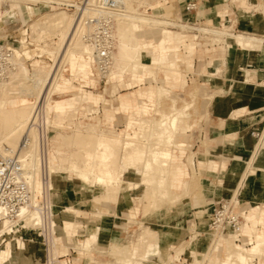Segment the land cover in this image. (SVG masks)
I'll return each mask as SVG.
<instances>
[{
    "label": "rangeland",
    "instance_id": "1",
    "mask_svg": "<svg viewBox=\"0 0 264 264\" xmlns=\"http://www.w3.org/2000/svg\"><path fill=\"white\" fill-rule=\"evenodd\" d=\"M69 1L74 2V0ZM184 1L185 0H129L132 10V13L130 11L129 14L131 16L135 15L140 18L145 17L146 19L160 21L161 23L165 18H176L178 20L181 17V7ZM197 2L198 7L196 13L200 18V23L195 27H201L202 22L204 25L210 26H216L218 24L216 19L210 17L212 9L208 5L211 3V7H214V12L217 13L225 9L230 13H236V11H239L238 7L240 6L236 2L225 4L220 0H197ZM253 4H256L255 6L259 11L264 10L263 0L253 1ZM241 5H243L242 0ZM2 6L3 7L0 8V41L5 38H10L12 41L16 42L21 36L23 26L30 29L29 26L32 23L45 20L46 17L55 15L59 12H64L68 17L72 15L74 18L73 11L50 10L40 6L33 7L23 0H4ZM17 6L20 7L23 14L20 15L18 13V9H16ZM136 29L138 28L136 27ZM231 29V24L226 23L222 26V31L227 30L230 34ZM166 30L185 35V44L194 46L192 54L193 66L191 69H186L183 63V56L186 54L185 46L182 45L176 52H169L167 57V61L174 63L175 69H178L182 75L186 76L187 83L184 88L179 86L171 87V85L164 81L165 77L163 76V72L169 69L166 64L161 63L159 65H153L150 61H142V53L145 51L143 46L145 44H150L159 37L160 32ZM237 35H241V33L238 32L236 33V36ZM37 36L39 37V35ZM232 36L234 38L235 35ZM211 42L209 38H204L203 35L198 36V40L193 41L191 34H187V31L182 32L178 29H171L164 26L163 23L159 25L143 24L138 38V46L140 47L139 61L145 64L147 68L143 70L139 67L130 68V65L125 67L127 63L124 66L121 64V67L119 66L121 69L119 68L117 71L114 69L110 76L111 80L106 84H97L94 82V85L90 84L82 87V89L90 91L92 94L87 92L88 94L86 97L81 99L76 126L71 130H64L63 133L74 134L78 131V133H85V136L86 134L87 136L89 135L88 137H93V135L116 136L123 139L125 142V139L128 138L127 141L131 140V142L135 143L134 145H136L137 148L139 147L144 151L142 160L136 168L135 166L131 168L132 165L130 166V164L128 166V162L126 165V161L124 159L122 161L120 156L122 152L119 151V153L115 155L114 166L116 169L117 167L122 168V173L119 172V179L122 183L119 185L117 184L118 187L114 186V188H107L105 185H98L95 182L82 185V182L75 173L70 171L69 162L71 160L77 164L75 166L78 168L85 163L83 162L85 161L83 156L78 153L79 149L77 145L69 142L68 144H63L60 151L55 152L68 159H65V163L63 161L60 163L59 157L54 159V151L50 150V144L54 141L55 135L63 131L60 130L59 127H61L62 123L65 121L67 117L66 114L68 115V111L74 107V93L81 92L78 88L82 83L78 81H72L75 87L71 86L70 92L65 89L66 85H70V80H68L70 76L68 74L71 73L75 78H82V76L91 75V67H84L82 62H80L79 55H77L78 58L76 60L74 58L75 50L72 46L70 45L71 47H67L66 49L65 44L61 45L62 42L57 36L44 37V39L39 41L32 39V46H29L28 49H30L32 55L35 53L42 54V58L39 59L40 63L34 62L33 60L23 63L28 73L31 74L34 71L41 73L42 71L47 72L48 70L50 77L53 74H56V78L62 75L58 81L59 84L55 81L51 85L53 88L50 87L51 90L49 89L50 92H52V98L54 96V99L60 101L56 106H51V97L49 96L46 100L47 112L51 114L53 125L49 133V146L44 149L40 147L39 149L38 147L34 148L36 152L38 151L37 154L42 153L43 155V171L39 176V180H41L43 184L42 186L45 185L44 188H42L46 190V185L49 184V182H54L59 187V190L56 192L47 194L44 191L42 194L43 196H41L52 207L51 209L55 216L56 225L60 227V229H58V236L62 238L60 244L61 254L69 253L70 251L68 248L71 247L77 255L79 254V256H82L81 258H77L76 254H72L74 262L77 264H87L89 262L92 264H122L129 260H125L126 258H130L129 261H132V263L134 262L133 264H229L230 262L234 264H256L252 262L253 258L259 260L257 264H264V249L260 256L244 253L243 248L249 247L252 241L248 242V244L246 243L247 245L236 248V246H234L235 244L232 242V238L224 235L222 236L224 240H214L212 243L211 233L207 230L209 216L215 204L219 201L223 188L227 186L226 181H224V176L232 175L230 174L232 171L225 170L224 162L219 163L218 153L212 150V147L217 144L218 136H216V132L209 127V124L213 122L209 116L208 109L212 104L214 94H216L215 80L218 78L219 72L223 70L228 50L224 48H210ZM233 42V40H229L225 36L219 38V43L229 44ZM235 42L243 47L240 41L235 40ZM162 48L163 43L159 44V49ZM116 52L115 48L114 54H116ZM145 58H149L148 53H145ZM48 59L52 62H49ZM66 68L67 72L64 71ZM49 73L47 75H49ZM247 73L249 72L247 71ZM145 75H148V77L140 83V86H136L130 90L127 89L125 84L130 82V78L136 80L140 76L142 77ZM247 78H249V75H247ZM121 79L122 81H120ZM47 82L50 83V81ZM149 83L157 87L156 95L151 103L137 95L133 96V99L136 100L139 105L142 102L148 104V108L150 109L149 114L140 112L135 114L130 111L124 112L120 109L117 110L119 106V95H126L138 89V87L148 86ZM6 94L7 93H5V95ZM146 107L144 106V108L141 109L142 112L145 111ZM173 108H176V110L183 109V114L180 115L179 119L182 121V125L186 127V132L181 133L178 131L179 119H177L176 129L169 137L172 138V140L168 138V143H166V139L157 140V133L160 130L159 124L162 116L171 115V109ZM67 109V113L64 112ZM85 109H92L90 116H84ZM107 111L108 113L106 114ZM130 115L135 118L136 124L133 126H130L128 124L129 122H127ZM145 119H147L148 122L146 124H141V120ZM125 127L126 130L122 132L123 134L121 133V136H117L116 133L120 134ZM126 132L129 135L131 134V138L126 135ZM241 133L243 132L241 131L239 134ZM125 136L127 138H125ZM155 136L157 139H154ZM87 138L84 143L89 141L88 143L90 146L88 145V148L93 150V143ZM263 140L264 135L258 143V146H255V151L260 150L264 152L262 146ZM256 143L257 140L254 141V144ZM152 149L153 151H163L167 149L178 157V163L188 174L185 179L186 184L173 188L169 187L168 175L166 181H163L164 184L157 183L158 180L160 181V172L158 168L155 171L154 167L151 165L153 167L152 171L147 159ZM72 154L74 155L72 156ZM69 156L72 159H69ZM47 157L50 158L51 163L56 167L57 173L52 175L48 174ZM170 160L171 156L169 162ZM211 160H216L217 167L215 170L208 167V163ZM198 161H201L203 165L199 167ZM156 167L157 166H155V168ZM148 179L152 181L149 182ZM147 180L148 182H145ZM135 184L138 185L136 189L132 188ZM158 184L161 185V188ZM248 186V202L254 207L261 199L253 200L255 197L253 188H257L255 190L264 188V169H262L261 176L249 180ZM82 187L84 188V193L79 192V189L82 190ZM107 189H110V191ZM125 195H128V197L124 199L123 196ZM38 196H36V200ZM67 207L71 208V210L64 212ZM258 209L260 210L261 208ZM74 210H78L79 214L77 215V213L73 212ZM263 216L264 209L261 214L256 217L248 216L247 219L250 225L247 224L244 227L243 234L250 237L249 231L252 222L259 221ZM66 219L70 220L72 225H74V223L85 224L82 228L78 227V229L75 230L74 233L79 236L78 238H71V230H63L64 221ZM106 222L116 224L114 228H111L113 231L117 232V237L113 240H104L102 237L101 230L105 229V227H101L100 225L102 224L104 226ZM257 229L262 230L261 227H257ZM77 230L78 232H76ZM90 233L94 235L88 239L87 237ZM198 235L200 237H198ZM144 236H146V238ZM17 237V235L7 237L5 238V242L0 244L1 248L5 244L10 243V250H12V255L15 259V262L12 264H42L41 261H34L33 258H31V255L39 249L40 251H38L39 253L37 254L39 257H42L41 247L38 245H34L33 247L25 245L24 250H16L14 242L15 239H18ZM86 238L88 243L87 247L85 245L82 246V242L84 240L86 241ZM150 244H153V247L157 245L156 248H158V253H155V255L148 254L152 253L150 250L153 247L149 250ZM218 244L222 247L220 246L215 251ZM235 252L240 253L236 262L233 261L232 258ZM122 257H124V259ZM132 257H134V260H132ZM241 258L244 260H241Z\"/></svg>",
    "mask_w": 264,
    "mask_h": 264
},
{
    "label": "built area",
    "instance_id": "2",
    "mask_svg": "<svg viewBox=\"0 0 264 264\" xmlns=\"http://www.w3.org/2000/svg\"><path fill=\"white\" fill-rule=\"evenodd\" d=\"M30 6H40L48 9H58L73 11L74 27L73 35L78 37L82 45L88 51V58L91 67V76L97 84H106L111 80L110 76L114 70L113 54L115 50L114 25L115 20L120 12L121 0H23ZM178 1V0H176ZM256 0H244L245 5H241V0H224L225 4L238 3L239 11L230 13L227 9L216 13L218 24L204 25L195 27L200 23L196 10L198 7L197 0L184 2L181 7V17L165 18L162 22L164 26L180 31H187L191 34L192 40H198V36L203 35L209 38L210 48H224L229 50L232 46L240 50H259L264 46V36L247 34L258 38L261 42L255 43L251 47H241L236 44L233 36L240 32L237 30V20L242 14H257L262 16L263 11H259L253 4ZM226 6V5H225ZM231 24V34L227 30L222 31L224 24ZM204 25V26H203ZM241 33V32H240ZM243 34V33H241ZM246 35V34H244ZM185 36V35H184ZM227 37L233 40V43H219V38ZM186 37V36H185ZM232 37V39H231ZM3 39L0 41V83L10 79V75L17 70V61L15 52H18L19 60L22 63L30 61H39L42 54H31L29 46H32L31 30L23 26L21 36L18 41ZM26 53L28 56H26ZM49 62H52L48 59ZM40 62V61H39ZM51 72V70H50ZM243 74L249 75L247 71ZM56 78V74L47 76L50 84ZM252 81V77L246 79ZM49 84V85H50ZM74 107L68 112L65 121L62 123L60 130H71L76 126L77 115L83 93L75 92ZM48 99L47 93L40 95L33 101L31 116L28 122V132L22 137L21 150L28 149L30 146L48 148L49 133L53 128L51 114L46 113L44 102ZM84 116H90L92 109H85ZM251 136L260 142L264 135V127L260 132L252 131ZM43 160V155L38 154ZM33 199L32 187L30 182V172L23 165L20 154L12 152L6 156H0V244L5 242V238L17 235L15 239V249L24 250L25 245L41 247L42 257L37 252L31 255L34 261H41L42 264H77L74 262L72 254L76 252L69 247V253H60L61 237L58 236L59 226L56 225L54 213L48 202L40 195L37 197L35 207L31 205ZM264 204H257L256 209L263 208ZM23 207L28 210H36L37 217L33 219L30 214H25L29 222H25L20 212ZM252 206L245 204L241 199V188H236L228 197L219 200L212 213L209 216L207 230L211 234L212 243L218 240L220 236H230L232 242L238 246L247 245L252 239L243 234L244 227L249 224L247 217L250 215ZM78 229L85 226L83 223H74ZM260 225L253 226L256 230ZM62 229V228H61ZM75 229V230H76ZM78 232V230L76 231ZM209 235V236H210ZM75 233L71 238H78ZM81 237V236H80ZM198 237H200L198 235ZM60 241V242H59ZM21 243L22 246H19ZM247 243V244H246ZM77 258H81L76 254ZM257 258L252 262L258 263ZM87 264H92L91 262ZM95 264V263H93Z\"/></svg>",
    "mask_w": 264,
    "mask_h": 264
},
{
    "label": "bare ground",
    "instance_id": "3",
    "mask_svg": "<svg viewBox=\"0 0 264 264\" xmlns=\"http://www.w3.org/2000/svg\"><path fill=\"white\" fill-rule=\"evenodd\" d=\"M3 1L4 0H0V8L3 7L2 6ZM242 3H243V5H245L244 0H242ZM119 11L120 12L118 13V16L115 20V25H114L115 48L117 51L116 54H113L114 69H116V71H117L121 67V64H123V66H124L127 63V65H125V67L130 65V68L131 67H133V68L139 67V68L145 70L147 68V66H145V64H143L142 62L140 63V61H139V54H140V47L138 46V44H139L138 43L139 32L141 31L143 24L144 25H159L162 23L160 21L150 20L148 18L146 19L145 17L140 18L139 16L136 17L135 15L131 16L129 14L130 11L132 13L129 0H121V5H120ZM70 16L71 17H68L67 15H65L64 12H59V13H56L55 15L46 17L45 20H41V21H37V22L32 23L29 26L30 30H31V38L39 41V40L44 39V37H56L57 36L58 38H60V41L62 42L61 45L65 44L66 49H67V47L70 48L72 46V48L75 50L74 51V53H75L74 58L77 60V58H78L77 55H79L80 62H82L83 66L86 68H89L90 67V61H89V58L87 56L88 51L82 45L79 38L73 35L74 18L72 15H70ZM136 27L138 29H136ZM37 35H39V37ZM52 35H55V36H52ZM234 39L236 41H240L241 45L245 46V47L254 46L255 43L261 42L258 38L250 37V36L245 37L242 35H237V36L235 35ZM15 56L17 58L16 59L17 67H18L17 70L10 75V79L8 81L0 83V156H6V155H8L14 151L16 154H20V156L23 160L24 167L27 168L30 172V182H31L32 193H33V199H32L31 205L35 207L36 196L42 195L44 191L47 194L54 193L57 190H59V187L56 183L49 182V184L46 185V188H45L46 190L43 189L45 185L42 186L43 185L42 181L39 180V176H40L41 172L43 171L42 159L37 154L38 151L37 152L35 151L34 146H30L28 149L21 150V140H22V137L28 132V122H29L30 116H31V109H32L33 101L45 92L47 93V97H49V96L51 97V100H50L51 106H56L57 103L60 101V100L54 99V96L52 98V92H50V90H51L50 87L53 88V86H51V85L55 81L57 82V84H59L58 81L62 75H60L58 78H55L53 80V82L50 84L49 82H46L47 76H48L47 74L49 73L48 70H47V72L42 71L41 73L34 71L30 74V73H28L27 69L25 68V66L21 62V60H19L18 52H15ZM26 56H28L27 53H26ZM34 62L40 63L39 61H34ZM66 66H67V64H66ZM68 66L70 68L69 64H68ZM125 67H124V69H125ZM66 70H67V68L64 71H66ZM115 75H117V74H115ZM164 92H165V90H164ZM5 93H7V94L5 95ZM160 93H161V90H160ZM44 107H45L46 113H48L47 107H46V101L44 102ZM171 110H172V113L170 112L171 115L169 114V115H163L162 116L161 122L159 124L160 130L157 133L158 139L156 136H155V138L153 137L154 139H157V140L166 139V143H168L167 139L171 136V133L174 132L176 129L177 119L180 117V115L183 114V113H181L180 110H176V108L175 109L173 108ZM66 111H68V109L65 110L64 112H66ZM66 116H67V114H66ZM141 121H142L141 124H146L148 122L147 119L141 120ZM128 122H129L128 124L130 126L131 125L133 126L134 124H136L135 118L133 116L129 117ZM58 123H60V122H58ZM63 132H64V130L61 133H58L55 135L54 141H52V143L50 144V150L54 151V157L53 158L57 159V157H59L60 163H61L62 161L64 162L65 159L66 160H68V159L64 156L58 155L55 152L60 151L62 145L68 144L69 142L77 145V147L79 149L78 153H80L83 156V158L85 160L83 162H85V163H84V165L82 164L83 165V166H81L82 168L76 167L75 165H77V164L73 160H71V161L69 160L70 161L69 164H70V168H71L70 171H72V173H75V175L82 182V185L89 184L90 182H95L98 185L103 184L107 188H109V187L114 188V186L118 187L117 184L119 185L120 183H122V181H120V179H119V175H120V173H122V171H121L122 168L117 167V169H116V167L114 166L115 155H117L119 153V151H121L122 154L120 156L122 158V161L124 159L126 161V162L124 161L126 163V165L128 162V166L130 164V166L132 165L131 168L133 166H135V168H136L137 165L140 164V161L142 160V157L144 154V151L141 148H139V147L137 148V146L134 145L135 143L131 142V140L127 141L128 138L126 136H125V138H127V139H125L126 140V142H125V141H123V139H120L116 136H108V135H103V136L97 135L96 136V135H93V137H88L89 135L87 136V134H86V136L88 137L87 138L84 135L85 133L84 134L78 133V131H76V133H74V134H65ZM126 135L130 136L131 134L129 135L126 132ZM132 136H133V134H132ZM86 138L88 140H90L91 143H93V148H92L93 150L88 148V145H89L88 142L89 141L88 142L86 141V143H84ZM130 138H131V136H130ZM133 139H134V136H133ZM169 139L172 140V138H169ZM161 141H159V142H161ZM165 145H167V144H165ZM262 146L264 149V140H263ZM38 149H39V147H38ZM73 155L74 154H72V156ZM70 156H69V159H72V158H70ZM82 156H80V157H82ZM170 156H171L170 151L167 149L163 150V151H153V149H152V151L150 152L149 158H147L148 162L150 163V166L152 165L154 167L155 171L158 168V170L160 172V178H159L160 181L158 180L157 183H160V184L163 183L164 184L163 181H166V178L168 175V162H169ZM59 158H58V161H59ZM46 162L48 164V166H47L48 167V170H47L48 174L52 175V174L57 173V169L51 163L49 157L46 158ZM66 162H68V161H66ZM154 165L157 167L155 168ZM150 166H148V167H150ZM152 166L150 168L153 171ZM44 167H45V164H44ZM66 168H68V167H66ZM148 180L145 182H148ZM151 181L152 180H149V182H151ZM159 186L161 188V185H159ZM132 188L136 189V188H138V185L135 184L134 187L132 186ZM146 189H149V188H146ZM152 189H153V187H152ZM108 191H110V189ZM137 195H138V193H137ZM127 197H128V195L123 196V198H127ZM67 208H69V207H67ZM67 208L65 209V211L67 210ZM28 213L30 214V216L33 219H36V217H37L36 210H28V207H23L21 209L20 214L23 218H24L25 214H28ZM24 221L29 222V220H27L26 217L24 218ZM257 225H260L262 230L256 229L254 231L253 226H257ZM74 226L76 229L77 226L75 224H74ZM64 229L66 231L70 229V224L67 221L64 223ZM93 235L94 234L90 233L87 238L89 239ZM249 235H250L251 239L253 238L254 240L252 239V243L250 244L249 247L243 248L244 253L248 254V255H253V256H256V255L260 256L263 252V249H264V216H263V218L259 219V221L252 222L251 228L249 231ZM144 237L146 238V236H144ZM87 238H86V241L82 242V246L85 245L87 247V244H88ZM218 240L219 241L224 240V237L220 236L218 238ZM219 241H218V243L220 244ZM219 244L216 246L215 251L221 246ZM150 245H149V250L151 247H153L152 246L153 244H150ZM19 246H22L21 243H19ZM156 246L151 248L150 251H152V253H148V254L155 255V253H158V248H156ZM234 246H236V248L240 247L237 245H234ZM83 248H85V247H83ZM239 254H240L239 252H235L232 255L233 261L236 262V260L239 257ZM173 257H175V256H173ZM122 258L124 259V257H122ZM133 258L134 257H132V260H134ZM128 259L130 260V258H126L125 260H128ZM129 260L127 262L122 263V264L132 263V261L130 262ZM241 260H244V259L241 258ZM14 262H15V259L12 255V250H10V243L5 244L3 247L0 248V264H12ZM241 262H243V261H241ZM136 264H141V263H136ZM229 264H234V263L230 262Z\"/></svg>",
    "mask_w": 264,
    "mask_h": 264
},
{
    "label": "crops",
    "instance_id": "4",
    "mask_svg": "<svg viewBox=\"0 0 264 264\" xmlns=\"http://www.w3.org/2000/svg\"><path fill=\"white\" fill-rule=\"evenodd\" d=\"M187 1L189 0H185L184 2ZM220 1L223 2L224 0ZM208 6L212 9L210 17L216 19L215 15L217 12H214V7H211L212 3ZM16 9H18L20 15L23 14L19 6H17ZM236 28L241 33L246 34H241L245 37L250 36L247 34L264 36V14L262 16L257 14L239 15ZM185 42L186 39L184 35L166 30L160 32L159 37L150 44H145L143 46L145 51L142 53V61H150L153 65L164 63L168 66L169 69L163 72V76L165 77L164 81L171 85V87L179 86L184 88L187 81L186 76L182 75L178 69H175L174 63L167 61L169 52H176L179 47L182 45L185 46L186 54L183 56V63L186 69H191L193 66L192 54L194 46L191 44L186 45ZM161 43H163V48L159 49V44ZM227 52L223 70L219 72L218 78L215 80L216 94H214L212 104L208 109L209 116L213 122L209 124V127L214 130L217 134L216 136H218L217 144L212 147V150L218 153L219 163H225V170L232 171L230 173L232 175L224 176V181H226L227 186L223 188L219 200L228 197L236 188L240 187L242 201L251 206L248 202L249 180L261 176L262 169H264V152L260 150L255 151V146L257 147L258 144H254L256 139L250 134L252 131L260 132L264 127V46L259 50L253 51L240 50L232 46ZM145 53L149 54V58H145ZM245 70L249 72V77H252V81L248 82L246 80V74L242 73ZM68 75L70 76V78H68V80H70V85H64L67 91L70 92L71 86L75 87L72 81H78L82 83L78 90L83 93L84 97H86L88 93H91L90 91L82 89L85 85H94L95 80L91 75L82 76V78H75L71 73ZM146 77H148V75L140 76L136 80L130 78V82L125 85L127 89L130 90L136 86H140V83L143 82ZM120 81H122V79ZM156 92L157 87L149 83L148 86L138 87V89L126 95H119V106L117 110L120 109L124 112L130 111L135 114L137 112L149 114L150 109L148 108V104L142 102L139 105V103L133 99V96L137 95L151 103ZM144 106L147 107L145 111L142 112L141 109L144 108ZM180 111L183 113V109ZM107 113L108 111L106 114ZM126 127L120 134L116 133V135L121 136L123 134L122 132L126 130ZM178 131L181 133L186 132V127L182 125L180 119L178 122ZM241 131L243 133L239 134ZM170 153L171 160L168 169V183L169 187L173 188L186 184L185 179L188 174L178 163V157L173 155L171 151ZM202 165V162L198 161V166L200 167ZM208 167L215 170L217 167L216 160L209 161ZM83 189L84 188H82V190L79 189V192L84 193ZM253 189L255 194L253 200L261 199L256 205L264 204V188H258V190H255L257 188ZM263 209L264 207L260 210L252 207L249 216L256 217L261 214ZM70 210L71 208H67L64 212ZM73 212L77 213V215L79 214L78 210H74ZM66 221L70 224L69 230L72 231V236L75 232V226L72 225V222L68 219H66L64 223ZM100 226L105 227V229L101 230L104 240H113L117 237V232L111 229L114 228L116 224L106 222L104 226L102 224ZM63 230H65L64 226Z\"/></svg>",
    "mask_w": 264,
    "mask_h": 264
}]
</instances>
